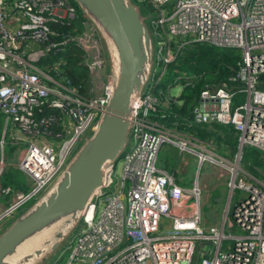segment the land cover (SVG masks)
Returning a JSON list of instances; mask_svg holds the SVG:
<instances>
[{
  "label": "built area",
  "instance_id": "obj_1",
  "mask_svg": "<svg viewBox=\"0 0 264 264\" xmlns=\"http://www.w3.org/2000/svg\"><path fill=\"white\" fill-rule=\"evenodd\" d=\"M136 2L147 6L157 38L155 62L162 67L151 72V85L147 81L131 103L119 170L116 162L104 165L101 184L81 213L63 264H264V89L259 85L264 74V0ZM74 18L69 0H0V115L4 116L0 176L7 164L3 147L8 143L17 149L12 166L29 179L25 192L11 193L0 184V197L11 196L0 206V224L51 185L82 135L96 128L111 93L113 79L98 96H82L36 65L67 40H52L57 33L51 26H68ZM83 23L87 27L91 22L86 18ZM82 36L84 41L86 34ZM80 40L75 43L86 52ZM195 43L237 49L238 69L228 83L201 90L186 117L167 126L160 122L165 114L158 110L152 87L177 53ZM84 64L91 72L102 60L95 55ZM181 80L176 83L181 88L190 84L188 78ZM233 81L238 83L236 89ZM210 124L236 132L232 157L219 156L213 151L216 144L185 131ZM163 144L193 154L198 167L206 163L229 173L228 199L234 190L238 192L230 209L231 228L234 225L236 231L224 232V225L229 227L227 209L219 226L201 224L197 179L183 189L155 166ZM243 147L258 151L262 162L261 170L254 167L258 176L240 166ZM229 150L223 148L225 153Z\"/></svg>",
  "mask_w": 264,
  "mask_h": 264
},
{
  "label": "water",
  "instance_id": "obj_2",
  "mask_svg": "<svg viewBox=\"0 0 264 264\" xmlns=\"http://www.w3.org/2000/svg\"><path fill=\"white\" fill-rule=\"evenodd\" d=\"M73 1L102 39L111 67V93L96 128L83 139L51 185L0 232V264H40L76 227L88 199L101 184L104 165L115 163L127 145L131 103L149 78L153 46L137 6L130 0ZM49 231L54 237L41 255L33 250L9 262L24 242Z\"/></svg>",
  "mask_w": 264,
  "mask_h": 264
},
{
  "label": "trees",
  "instance_id": "obj_3",
  "mask_svg": "<svg viewBox=\"0 0 264 264\" xmlns=\"http://www.w3.org/2000/svg\"><path fill=\"white\" fill-rule=\"evenodd\" d=\"M130 1L137 6L141 16L144 17V23L151 34L152 44L155 43L157 38L156 34H152L153 30L150 25V19L148 18L149 11L147 10V6L144 2L139 3L136 2V0ZM69 3L75 10V18L72 22L68 26H51L57 33L55 36L51 37L52 40L57 42L63 39L67 40L63 43H58L56 47L46 52L37 60L36 65L43 68L44 71L50 74L54 79L62 81L68 87L74 88L78 94L84 95L88 81V71L84 64V52L76 45L72 37L81 33L83 22L86 21V17L73 0H69ZM105 52L104 48V55L106 54ZM238 61L239 55L236 49L216 48L196 43L181 49L177 53L175 59L167 65L163 75L152 87V93L157 97V100L164 99L167 93L165 87L168 84L173 85L174 82L179 83L181 81L182 83L181 76L183 78H188L190 84L182 87L176 101L173 102L169 99L166 109L167 114L160 119V122L167 126H172L173 121L179 120L180 117H186L188 110L197 103L198 95L201 90L211 84L229 82L228 78L234 76L238 69ZM149 78L147 86H150L152 83L151 76ZM260 80L262 81L261 84H259L260 88L264 89V74L260 76ZM237 84L238 83L235 81L232 82L234 89H236ZM200 126L202 127L196 128L195 126L192 128L193 133L200 140L208 141L207 139L212 137L210 138L211 142L214 143V141H217V144L223 145L227 141L228 132L232 130L228 126L219 124ZM246 154L247 157H250L246 163L248 171L258 176L257 172L254 170V167L259 170L262 168V162L258 157V151L251 148L249 151L246 150ZM243 157L244 155H242L241 161ZM241 161L240 166L242 167ZM0 184L11 188L9 186L10 177L8 176L7 169L1 173ZM14 187L15 189L13 190L21 191L17 183L14 184ZM209 225L210 224H206L205 226Z\"/></svg>",
  "mask_w": 264,
  "mask_h": 264
},
{
  "label": "rangeland",
  "instance_id": "obj_4",
  "mask_svg": "<svg viewBox=\"0 0 264 264\" xmlns=\"http://www.w3.org/2000/svg\"><path fill=\"white\" fill-rule=\"evenodd\" d=\"M143 17V16H142ZM91 31V32H90ZM86 34V38H84L83 41V36L82 34ZM97 34V36H96ZM74 39V41L76 42V40H80L79 43L82 44V46L84 45V49L86 50L83 51L85 54V58L84 61L87 63L89 61H91L93 59V57H95V55H97V59H101L102 60V65L99 68L93 69L91 72H88V81H87V85L85 88V94L82 96H88V97H92V96H98L102 91L103 88L105 86V84L107 83V81H112V75H111V67L109 65V61L107 58V53L104 55V50H103V42L101 43L102 39L100 37V35L98 34L96 28L90 23V25L83 23V29L81 30V33L79 35H77V37H72ZM83 41V42H82ZM158 48L161 46L160 43L158 42ZM152 66L150 69V73L149 75L152 73H156L159 72L160 67H162L161 65L156 64V43H153L152 45ZM107 48V47H106ZM237 50V49H236ZM238 54L239 51L237 50ZM83 54V55H84ZM163 62V61H162ZM164 63V62H163ZM105 65V66H104ZM107 67V68H106ZM107 70H106V69ZM106 70V71H105ZM166 70V68H165ZM181 84H176V82H174L173 85L168 84L165 87V91L166 96L164 99L159 100V104L158 105V110L159 112H164V114L166 115L167 111V107H168V100L169 99H173L174 101H176V98H178V94L181 90ZM173 101V102H174ZM179 103V102H178ZM3 120H4V116L0 115V138H1V134H2V126H3ZM194 126V125H192ZM192 126L189 130H185L189 135L192 134L191 131ZM89 133L91 134V132L88 130L82 135V137L84 138L85 136L87 137V135H89ZM81 137V139L75 144L74 148H73V152L77 150V148L81 145L83 138ZM222 137V135H221ZM210 138L207 139V143H210ZM7 140V136L5 138ZM235 139H236V132H234L233 130H231L230 132H228L227 134V141L225 142V144H217V141H214V144H216L218 146V149L215 150L213 149V151H216V153L219 156H223L226 158H230L232 157V152L235 149ZM213 143V142H211ZM167 144H163L157 154V160L155 163V166H158V159L162 158L164 156L163 154V149L164 147H167ZM223 148L229 150L231 148V150H229L228 153L223 152ZM246 150H251V148L248 147H243V151H242V155H244V157L242 158L241 161V165L244 169H247L246 171H248V166L246 165L247 160L250 157H247L246 154ZM16 147L15 146H10L8 143H6L3 147V152H4V157H5V166H4V170L7 169L8 172V176L10 177V184L9 186L11 187V193L15 192V187L14 184L17 183L22 192L27 191L28 186H29V179L27 178V176L17 170L16 168H14L12 165H14V161H16ZM15 152V153H14ZM181 153V152H180ZM183 154H181L180 160L183 162L185 161V173H183L184 176V181L181 183L182 185H185V187H188L191 185V181L194 179V177L197 178L198 180V185L201 188V216L203 219L206 220L207 223L209 224H213V225H209V226H216L217 222H220L225 210L227 209V221L229 222V227L226 226V224L224 225V232L228 233L231 232L233 233L234 231H236L234 225L231 228V224H232V219H231V214H230V209L231 206L234 202V199L237 197L238 192L236 190H234L231 198L228 199V189H227V182L229 180V173L228 172H221L217 167L215 166H210L206 163H204L201 167H198V164L196 163V159L195 157H193L192 155L189 154H184V152H182ZM244 153V154H243ZM246 154V156H245ZM6 155V156H5ZM119 162L120 160L118 159L116 161V170H119ZM3 170V171H4ZM2 171V172H3ZM249 172V171H248ZM118 173V171H117ZM4 178V176H3ZM207 179L208 184L206 188H202L201 185L203 184V181ZM175 183V180H173ZM206 184V183H204ZM177 185V184H176ZM205 187V185L203 186ZM45 191V190H44ZM43 191V192H44ZM41 192L37 198L43 193ZM37 198H31L30 200L26 201L16 212H14L13 217L11 218H7L5 219L2 224H0V232L3 231V229H5L9 223L22 211H24L28 206H30L34 200H36ZM219 226V225H217ZM79 229V223L76 225V227L71 231L68 232L63 239L58 243V247L50 254H48V256L46 257L45 261L40 263V264H63V261L65 260V257L67 255V244L69 242V240L71 239V237L73 236V234L75 232H77V230ZM65 249V251H61ZM196 249H198V247H196ZM196 260V254H194L193 257V261Z\"/></svg>",
  "mask_w": 264,
  "mask_h": 264
},
{
  "label": "crops",
  "instance_id": "obj_5",
  "mask_svg": "<svg viewBox=\"0 0 264 264\" xmlns=\"http://www.w3.org/2000/svg\"><path fill=\"white\" fill-rule=\"evenodd\" d=\"M101 43H102V41H101ZM103 50H104V46H103ZM194 127L195 126H192V128H194ZM197 127H202V126L197 125L196 128ZM167 145L168 146L164 147V149H163L164 156L162 158L158 159V161H157L158 162V166L157 167L159 169L164 170L167 173H169L173 177V179L175 180V184H177L178 186H180L183 189H187L191 185L188 186V187H185V185L181 184L184 181L183 173H185V171H186V169H185L186 162L185 161L182 162L180 160V157H179V155L181 156V154H183V153L182 152L181 153L178 152L177 149L174 146H172L170 144H167ZM184 154L192 155L191 153H188V152H184ZM192 156L195 157L194 155H192ZM195 178L196 177H194V179ZM193 180L191 181V184H192ZM204 183H206V184H204ZM207 184H208V181H207V179H205L203 181V184L201 185V187L202 188H206ZM204 185H205V187H203ZM10 199H11V196L0 197V206L6 205L10 201ZM200 206H201V193H200ZM200 215H201V211H200ZM220 223H221V220H220V222H217V225H220ZM201 224L205 226L206 224H209V223H207L206 220L203 219L202 216H201ZM210 225H213V224H210Z\"/></svg>",
  "mask_w": 264,
  "mask_h": 264
},
{
  "label": "bare ground",
  "instance_id": "obj_6",
  "mask_svg": "<svg viewBox=\"0 0 264 264\" xmlns=\"http://www.w3.org/2000/svg\"><path fill=\"white\" fill-rule=\"evenodd\" d=\"M102 176H103V172H102ZM102 181V180H101ZM60 232L64 231V227H61L59 229ZM54 232L50 231L46 234H37L36 236L32 237L31 239H28V241L24 242L15 252V254L13 256L9 257V262L10 261H14L16 259H19L20 257H22L25 254H28L29 252H32L33 250H39L40 255L42 254V252H44L46 250V248H48L50 242L52 241L54 235ZM46 240V241H45ZM45 241V243H44ZM36 259V257L28 259L29 262H33Z\"/></svg>",
  "mask_w": 264,
  "mask_h": 264
}]
</instances>
